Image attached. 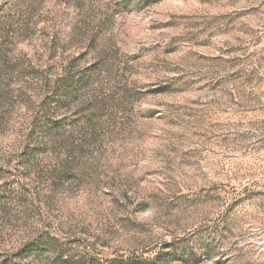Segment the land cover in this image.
I'll use <instances>...</instances> for the list:
<instances>
[{
    "label": "rangeland",
    "instance_id": "obj_1",
    "mask_svg": "<svg viewBox=\"0 0 264 264\" xmlns=\"http://www.w3.org/2000/svg\"><path fill=\"white\" fill-rule=\"evenodd\" d=\"M247 2L0 0V264H264Z\"/></svg>",
    "mask_w": 264,
    "mask_h": 264
},
{
    "label": "clouds",
    "instance_id": "obj_2",
    "mask_svg": "<svg viewBox=\"0 0 264 264\" xmlns=\"http://www.w3.org/2000/svg\"><path fill=\"white\" fill-rule=\"evenodd\" d=\"M246 7H259L260 10H261V15H264V0H248V2L244 5ZM260 180H261V183L264 184V176L260 177ZM242 186V185H241ZM168 189L165 188V191H167ZM186 191H190V189H185ZM224 209H225V223L228 222V220L231 219L230 216L227 215V207L226 205L224 206ZM160 209H157V212L159 213ZM229 255H233V253H229ZM242 264V262H241Z\"/></svg>",
    "mask_w": 264,
    "mask_h": 264
}]
</instances>
